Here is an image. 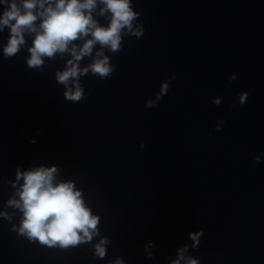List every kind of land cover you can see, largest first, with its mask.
I'll return each instance as SVG.
<instances>
[{
  "label": "water",
  "instance_id": "obj_1",
  "mask_svg": "<svg viewBox=\"0 0 264 264\" xmlns=\"http://www.w3.org/2000/svg\"><path fill=\"white\" fill-rule=\"evenodd\" d=\"M132 5L142 37H125L114 54L104 49L115 70L104 80L80 78L79 102L66 101L55 81L68 54L29 69L31 38L6 59L8 30L0 33V211L11 215L0 218V264H170L201 229L186 254L199 264H264V0ZM99 7L94 18L106 26ZM171 77L167 94L146 108ZM41 165H56L58 179L73 181L100 218L110 241L103 259L92 247L99 237L48 247L10 230L21 214L5 208L13 192L6 181L17 167Z\"/></svg>",
  "mask_w": 264,
  "mask_h": 264
},
{
  "label": "clouds",
  "instance_id": "obj_2",
  "mask_svg": "<svg viewBox=\"0 0 264 264\" xmlns=\"http://www.w3.org/2000/svg\"><path fill=\"white\" fill-rule=\"evenodd\" d=\"M98 5L101 7L97 17L106 19V26L94 18ZM0 8L3 9L0 12V33L8 30L7 42L2 48L3 57L8 59L17 55L25 47L26 37L31 38V46L27 48L29 56L25 60L29 69L42 70L45 58L56 61L57 54L61 59L68 54L70 58L64 61L63 70L55 72V81L63 86L65 100L71 102L86 98L80 78L91 74L104 80L114 72L115 67L104 49L117 53L121 51L125 37L139 39L144 33L138 22L140 13L133 10L132 0H0ZM77 41L82 43H75ZM96 45L100 49L93 55ZM85 58H90L91 62L81 67ZM174 79L171 77L161 83L154 98L145 101V107L155 108ZM229 80H236V75L230 74ZM246 99L247 93L238 95L240 105L245 104ZM221 102V97L211 101L215 106ZM232 106L236 107V104ZM223 123L226 121L219 122ZM219 124L215 127L217 132L221 130ZM29 142L34 144L36 141ZM259 162L260 156L254 157V163ZM58 175L56 165L31 166L23 171L16 168L15 179L6 181L13 192L6 200L5 208L17 210L21 219L19 225L13 224L10 230L48 247H75L90 244L94 237H99L92 247L95 256L103 259L110 241L100 234V218L86 205L82 191L75 183L60 180ZM0 218L11 221L7 211H0ZM202 233L203 229L190 232L191 245L178 247L170 264H199L198 259L186 254L190 247L198 248ZM153 247L152 242L144 246L147 259H153V253L149 251ZM110 264H125V261L117 257Z\"/></svg>",
  "mask_w": 264,
  "mask_h": 264
}]
</instances>
